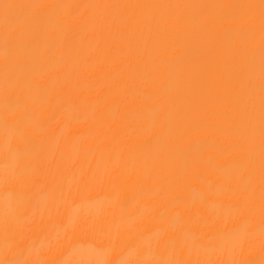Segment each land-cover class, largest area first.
Returning a JSON list of instances; mask_svg holds the SVG:
<instances>
[{
    "label": "bare ground",
    "instance_id": "bare-ground-1",
    "mask_svg": "<svg viewBox=\"0 0 264 264\" xmlns=\"http://www.w3.org/2000/svg\"><path fill=\"white\" fill-rule=\"evenodd\" d=\"M0 264H264V0H0Z\"/></svg>",
    "mask_w": 264,
    "mask_h": 264
}]
</instances>
